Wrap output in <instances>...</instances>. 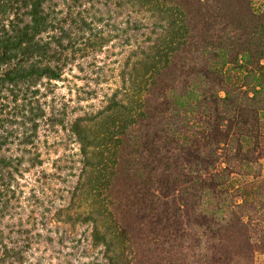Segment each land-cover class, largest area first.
<instances>
[{
	"label": "trees",
	"instance_id": "16d2710c",
	"mask_svg": "<svg viewBox=\"0 0 264 264\" xmlns=\"http://www.w3.org/2000/svg\"><path fill=\"white\" fill-rule=\"evenodd\" d=\"M95 1L0 0V264H25L41 238L20 178L54 122L50 83L108 40L85 6ZM115 4L135 18L113 38L137 42L140 18L150 31L105 108L70 124L80 169L67 220L91 226L101 264H248L264 209V11L250 0Z\"/></svg>",
	"mask_w": 264,
	"mask_h": 264
},
{
	"label": "rangeland",
	"instance_id": "374dc122",
	"mask_svg": "<svg viewBox=\"0 0 264 264\" xmlns=\"http://www.w3.org/2000/svg\"><path fill=\"white\" fill-rule=\"evenodd\" d=\"M116 1L96 0L93 6L85 4L88 13L95 14L94 32L108 40L99 50L91 51L86 57L76 55L65 67L61 78L49 85L47 112L53 115L54 122L44 124L39 131L41 163L29 167L20 178L24 194L31 203L24 213L37 222L36 229L41 233L39 242L34 243L28 251L25 264L103 262L99 248H94L90 243L91 226L67 220V214L74 213L77 208V202L72 206L70 198L80 169L79 143L71 133L70 124L77 116H91L105 108L108 98L118 90L122 75L126 76L125 73L129 71L130 53L137 51L135 47L138 42L143 41L150 31L148 21L140 18L144 26L138 32L137 42H133L132 38L127 41V34L131 35V31L127 34L119 31L120 35L113 38L118 32L113 31L114 27L124 29L126 20L135 18L129 6L116 7ZM250 3L254 11H264V0H250ZM141 32L145 34L140 35ZM83 42V38H78L76 45ZM228 71L231 75H238L230 67ZM239 81L243 84L249 80L241 76ZM247 87L248 84H245L242 88ZM262 123L264 125V118ZM254 155L259 163L260 177H264V146L257 148ZM42 172L54 174L42 177ZM236 177L237 182L248 181L245 177ZM263 212V208L258 210L252 220L255 238L249 243L251 257L248 264H264ZM208 264L232 262L217 255Z\"/></svg>",
	"mask_w": 264,
	"mask_h": 264
}]
</instances>
